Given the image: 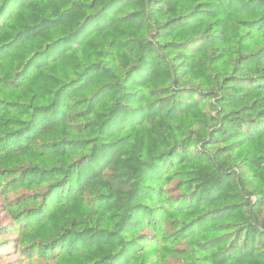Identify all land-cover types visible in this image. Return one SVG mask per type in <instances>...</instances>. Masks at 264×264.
<instances>
[{"label": "clouds", "instance_id": "obj_1", "mask_svg": "<svg viewBox=\"0 0 264 264\" xmlns=\"http://www.w3.org/2000/svg\"><path fill=\"white\" fill-rule=\"evenodd\" d=\"M64 7L93 14L20 65L54 71L0 150L20 264H264V0Z\"/></svg>", "mask_w": 264, "mask_h": 264}, {"label": "trees", "instance_id": "obj_2", "mask_svg": "<svg viewBox=\"0 0 264 264\" xmlns=\"http://www.w3.org/2000/svg\"><path fill=\"white\" fill-rule=\"evenodd\" d=\"M75 2L76 0H11L10 6L6 10L0 9V84L11 85L10 87L0 86V106L20 113V115L8 114L5 118V114L0 112V150L4 149L10 138L21 135L19 132L31 122L33 113L25 110V106L36 104L39 107L38 102L47 99V96L42 93L54 71L52 68L42 69L30 80H25V86L21 91L19 81L24 77L19 71L20 65H27L37 52L47 44L53 43L56 38L68 36L76 31L82 19L93 14L91 9L77 10L72 13L71 8L64 7ZM95 2L103 4L105 0H95ZM40 4L50 6L53 15L51 17L44 16L41 19L38 8ZM68 13L72 14L66 16ZM45 20L50 24H55V28L52 30L41 29L39 25ZM29 37L31 38L29 39ZM69 70H71L70 63L65 66V71ZM33 96L36 97L35 100H33ZM23 117H27V119ZM72 131L74 129L66 132L63 128H53L45 135L59 138L60 142H63L67 135L69 143H72L74 142ZM20 156V159H11L7 162L19 166L25 162L23 159L25 156L28 158V162L41 160L38 153L31 151L21 153ZM43 162L41 160V163ZM4 163V158L0 157V166ZM0 199L3 202L1 210L4 211V201L2 198ZM14 230L15 225L9 220L3 227H0V239L4 241L0 244V264H14L13 261L3 262L2 260L9 253L17 255L19 258L23 252L20 236L10 235ZM7 236L9 238H6Z\"/></svg>", "mask_w": 264, "mask_h": 264}, {"label": "rangeland", "instance_id": "obj_3", "mask_svg": "<svg viewBox=\"0 0 264 264\" xmlns=\"http://www.w3.org/2000/svg\"><path fill=\"white\" fill-rule=\"evenodd\" d=\"M3 205L2 200L0 199V223H2L3 225H5L6 223H8V218L6 215H4V211L1 210V207ZM6 238H9V236H7ZM9 252V251H8ZM18 256L17 255H11L10 253L8 254V256L6 258H4L2 261L7 262V261H13L14 264H20V260H18Z\"/></svg>", "mask_w": 264, "mask_h": 264}]
</instances>
